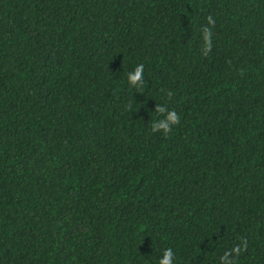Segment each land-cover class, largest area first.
Masks as SVG:
<instances>
[{
    "label": "trees",
    "instance_id": "16d2710c",
    "mask_svg": "<svg viewBox=\"0 0 264 264\" xmlns=\"http://www.w3.org/2000/svg\"><path fill=\"white\" fill-rule=\"evenodd\" d=\"M0 264H264V0H0Z\"/></svg>",
    "mask_w": 264,
    "mask_h": 264
}]
</instances>
